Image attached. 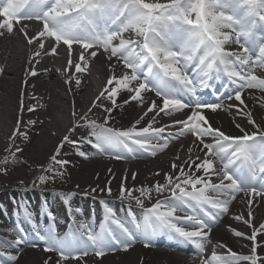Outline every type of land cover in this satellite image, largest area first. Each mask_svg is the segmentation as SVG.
<instances>
[{
  "label": "snow or ice",
  "instance_id": "6c2138e0",
  "mask_svg": "<svg viewBox=\"0 0 264 264\" xmlns=\"http://www.w3.org/2000/svg\"><path fill=\"white\" fill-rule=\"evenodd\" d=\"M0 17H3L0 29L9 33L13 31L14 23L39 21L42 27L34 36L28 37L25 33L28 44L35 42L44 54H56L59 47L67 46L70 66L73 64V45H78L79 62L74 65L77 73L87 69L88 57H106L114 73L108 77L92 107L68 129L50 157L60 169L67 164L58 158L66 145L76 147L78 155L87 158V153L78 147L84 143L96 150L97 155L124 159L126 157L117 151L123 146L136 158L142 153L150 156L163 153L172 141L190 134L195 138L196 150L202 154L194 160L173 163L174 171L163 174L164 183L135 189L139 196H134V190L126 187L127 177L121 179L119 199L135 200L143 210L139 220L131 211L126 218H121L107 201L101 199L105 218L99 230L82 222L78 229L60 236L54 227L45 231L39 229L32 212L23 203L19 204L18 209L23 210L36 238L43 242V251L58 255L56 264L69 259L78 261L90 251L96 257H103L106 251H127L138 239L149 247L157 235L167 236L180 246L191 245L200 255V264H264V257L257 254V237L264 231V224L247 237L252 241L249 255L240 256L231 250L223 257L215 251L209 258L202 255L211 230L208 221L215 222L229 213L238 193L246 194L249 207L253 197L264 199V130H261L264 123L257 124L253 113L244 111L247 104L242 99L245 89H258L264 93V78L254 71L256 67L264 68V36L256 41L257 29L264 30V0H168L167 3L148 0H0ZM25 27H21L22 32ZM46 40L49 41L47 46ZM250 42L258 44L255 57L248 46ZM232 44L239 45V50L226 49V45ZM40 55L41 51L35 53V56ZM29 75H37L34 67L29 70ZM225 78L228 83L224 87H234L221 96L214 82ZM75 82L80 85L79 79ZM202 92L209 93L212 98ZM149 93H154V98H149ZM125 96L127 98L120 103L119 98ZM233 99L243 109L232 104L227 107H237V114L246 116L248 125L257 131L249 133L237 123L236 127L243 134L231 136L209 123L204 110L216 113L225 108V100ZM105 101L110 102V106H106ZM131 102L144 107L131 127L121 130L109 126L113 111ZM261 106L264 107V103ZM94 108H103L107 113L102 123L89 119L88 113ZM27 110L32 112L35 108L28 107ZM166 118L170 123L161 124ZM21 123L17 122L13 137L26 135L20 130ZM158 124L161 126H156ZM80 128L89 130L88 135L74 139ZM207 138L212 142H206ZM193 151V147L188 148L189 153ZM18 152L22 149L16 147L15 152L10 153L13 161ZM8 162L5 157L0 160V165ZM108 171L111 173L112 169ZM56 174L52 167L43 168L32 187L54 179ZM132 179H136V173H132ZM112 182L113 179H109L104 187L97 186L91 191L107 192L110 196ZM153 191L161 198L145 207L144 201L151 199ZM61 195L68 204L72 194ZM181 212L184 215H178ZM251 217L250 210L245 221L249 227H252ZM235 219L244 218L237 215ZM15 234L16 239L7 242L9 248L26 243L23 235ZM234 235L244 234L234 231ZM3 247L0 243V257L16 261L17 256L2 250ZM50 260L51 257L44 264H49Z\"/></svg>",
  "mask_w": 264,
  "mask_h": 264
},
{
  "label": "bare ground",
  "instance_id": "6f19581e",
  "mask_svg": "<svg viewBox=\"0 0 264 264\" xmlns=\"http://www.w3.org/2000/svg\"><path fill=\"white\" fill-rule=\"evenodd\" d=\"M148 2L163 3L164 0H148ZM23 25L24 23L20 26H14L11 33L6 29H0V105L4 109L1 115L7 112L8 117L13 120L12 131L10 132L2 128V126L5 127L8 124L6 118L2 122L0 121V160H4L5 157L9 159L6 165H0V199H2L0 205H3L6 209L9 208L11 215L18 216L17 218L21 220H24L25 217L23 210L18 209L19 204H24V199L27 198L30 201L28 209L37 211L36 207L38 205L35 200L33 201V197H37L36 194L38 193L35 191L23 192L16 189V187L27 183V175H30L37 168L43 166L47 160H50L49 156L55 154L56 147L62 140L58 134L63 131L68 121H71L70 123L73 126L80 115L88 112L93 102L91 101L92 87L88 81L87 74L84 73L83 76L81 74L77 75L72 68L68 67L66 73L59 75L52 67L55 55L44 54L39 47L32 52L30 59H26V48L37 46L38 44L35 42L32 45L28 44L25 33H27L28 37H32L33 33L30 32L32 29L28 31L24 29L22 32L21 27ZM231 50L238 51L239 49H237V46H231ZM37 51H41L40 56H35ZM58 53L61 59L62 51L58 49ZM252 55L254 57L257 56L255 53H252ZM41 57L45 58L40 62L41 67L37 71V75L28 76L27 73L34 67V62H38ZM92 60L95 61L96 65L101 66L99 72L107 79L114 74L106 57H100L99 59L88 57V64ZM114 62L115 60H113ZM96 65L95 68H97ZM120 67L122 68V65ZM263 69L256 67L254 71L260 73ZM76 79L80 80V85L76 84ZM226 91H231V88ZM226 91L219 92V94L224 96ZM202 95L207 94L203 93ZM148 96L149 98H154V93H149ZM207 96L210 99L212 98L209 95ZM123 98L127 97L119 98L120 103H122ZM242 99L247 104V108L244 111H251L257 124L264 123V107L261 106L264 103V93H261L258 89H245L242 92ZM106 102L110 106V102L105 101L104 103ZM224 103L225 108L217 110L216 113L208 109L204 110L209 123L213 127L221 129L225 133L240 132V129L236 127V124L239 123L249 133L257 130L248 125L246 116L237 114V107H227L229 104L239 105V102L233 99L232 101L225 100ZM137 105L136 102H131L115 109L112 116L117 114L119 116L112 127L121 130L131 127L144 111L143 106L139 105V108ZM28 107H34L35 111L29 112L27 110ZM239 108L243 109V106L239 105ZM101 110L104 111L103 108H94L92 112L88 113L89 119L93 117L95 120L100 119L99 121L101 122L104 117L100 115ZM74 112L76 113L75 116H73ZM18 121H22L19 127L26 135L13 137ZM164 123H170V121L166 118L161 122V124ZM156 126L161 125L158 124ZM88 131L85 128H80L73 138L80 139L82 136H87ZM171 131H175V129H171ZM194 140L195 138L188 134L172 141L168 149H165L163 153L158 152L156 156H150L147 153L138 154L136 158H133V154L121 155L126 157L124 159H114L107 154L97 155L95 154L96 150L92 149L87 143L78 146L81 151L87 153V158H84L78 155L76 147L66 145L58 157L67 161L65 167L60 169L53 161L49 165L56 168L58 175L56 181L61 186L69 187L78 192H70L72 195L69 198V202L79 204L84 201L92 202V207H95V214L100 218L95 226L100 227L105 218L104 207L100 203L101 199L107 201L109 206L121 218H126L130 209L138 220L141 219L143 210L132 204V202L135 203V200L129 202V200L121 201L119 199L121 179L127 177L125 180L126 187L134 190V196L140 195L135 189L142 187L152 188L156 183H164L163 174L174 171L171 167L173 163L180 164L190 158L194 160L197 155H202L196 150V146L193 143ZM16 147L21 148L22 152L16 153V160L13 161L10 153L15 152ZM189 147H193L194 151L192 153L188 152ZM177 156H179V160H177ZM109 169H112L111 173H109ZM59 172H63V175H59ZM132 173H136L135 180L132 179ZM157 173L160 175H157ZM109 179H113V182L109 185L112 189V195L109 196L107 192L101 193L97 191L93 193L91 191L97 186L104 187ZM212 179L216 181V177H212ZM106 195L107 197H104ZM61 198L64 200L63 196ZM158 198L161 197H158L153 191L151 199H145L144 203L150 207ZM128 205L131 207H128ZM51 209L53 211L57 210L55 206H52ZM65 209L67 210V207ZM250 210L252 212V227L245 223ZM237 215L242 216L244 219L236 220L235 217ZM0 216L5 218L1 214ZM39 218L45 219L47 215L37 212L34 220L38 221ZM84 218H87V216L85 215ZM52 221L61 224L57 217ZM76 223L79 225L78 222ZM208 223L211 226V230L202 254L204 258H209L213 251L222 257L226 256L229 250L240 256L249 255L252 241L247 237L251 235L254 229L264 224V199L253 197V203L249 207L246 194L240 192L237 194V199L230 205L229 213L224 214L215 222L211 221ZM87 225L91 226L94 224L89 221ZM57 226L59 230L62 229L60 225ZM13 231L15 232V229ZM234 231H239L244 235L238 237L234 235ZM9 241L12 240L0 238V243L4 244L2 250L16 255L17 260L8 261L6 257H0V264H44V261L49 259V257H51L49 264H56L59 259L54 252H44L43 242L34 238L26 240V243L18 248H9L7 245ZM257 244V254L264 257V231L258 234ZM32 245H36V247ZM165 245H168L167 240L158 239L154 240V242L151 241V246L145 247L143 240L138 239L132 242L127 251H106L103 257H96L94 252L90 251L87 256L82 257L78 261L71 260L70 264H73L72 261H75L76 264H93L95 261H97L96 264H200V255L193 248H190L191 250L188 249L194 252L192 256H180L174 250H167L162 247ZM221 245H224V247H221ZM62 264L69 263L66 261L62 262ZM240 264H245V262H240Z\"/></svg>",
  "mask_w": 264,
  "mask_h": 264
},
{
  "label": "rangeland",
  "instance_id": "374dc122",
  "mask_svg": "<svg viewBox=\"0 0 264 264\" xmlns=\"http://www.w3.org/2000/svg\"><path fill=\"white\" fill-rule=\"evenodd\" d=\"M3 110H4V109H3V106L0 105V121L2 122V121H4V118H6L8 124L5 126V129L8 130V129L11 127L10 125L13 124V120H12L11 118L8 117L7 112H6L4 115H1V112H3ZM46 174L48 175L49 173H46ZM33 175H35V174H33ZM33 175H31V176H33ZM42 186H48V185H47V183L45 182V183L42 184ZM35 188H36L37 190H38V189H42V188H40V187H35ZM43 190H45V189H43Z\"/></svg>",
  "mask_w": 264,
  "mask_h": 264
}]
</instances>
